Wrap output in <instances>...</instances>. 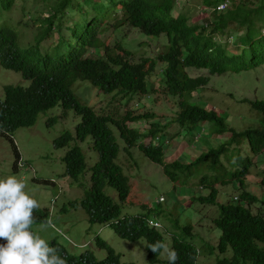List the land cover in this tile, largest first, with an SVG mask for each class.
Here are the masks:
<instances>
[{"label":"trees","instance_id":"16d2710c","mask_svg":"<svg viewBox=\"0 0 264 264\" xmlns=\"http://www.w3.org/2000/svg\"><path fill=\"white\" fill-rule=\"evenodd\" d=\"M43 1L48 15L25 6L20 8L16 0H0V66L20 73L28 81L27 85L5 86L4 95L0 97V134L11 143L14 164L22 162L14 139L18 129L34 126L40 114L57 106L64 112L72 110L79 118L74 133L62 134L55 141V147L66 148L74 139L77 142L91 139L98 159L86 168L83 153L77 146L69 148L64 156L66 174L74 180L82 174L80 185L84 184L82 180L89 170V187L80 200L71 201V207L80 206L89 222L112 227L123 240H143L148 264H169L168 260L160 262L161 252H151L150 246L157 241L171 242V247L179 254L176 264H198L199 247L187 239L176 238L166 222L149 217L151 208L143 205L147 210L145 214L122 216V204L130 195L131 184L117 162L120 146L110 127L113 124L126 144L125 150L136 147L148 160L160 165L172 183L187 179L192 173L198 177L199 171L201 185L211 190L207 195L193 197L195 200L216 204L217 185L234 183L238 195L219 205L220 214L213 221L221 232L218 252L225 255L215 264H264V214L253 212L257 203L264 206V195L260 197L248 190L246 181L264 152V99L243 100L259 113L260 121L258 129L242 133L230 129L226 119L215 110L202 107L194 100V94L205 90L213 76L240 74L264 66V0H202L208 17L201 24L194 20L189 7L175 14L181 0H108L106 4L91 0L93 6L88 10H81L77 0ZM226 1V8L220 9V4ZM36 4L30 7L33 9ZM14 7V11L19 9L22 13L18 30L14 24H6L1 19L8 11L5 15L13 20ZM81 12V18L73 22ZM27 13L29 16L25 17ZM35 24L38 27L33 29ZM126 24L147 37H165V51L155 58L133 63L123 45L118 43L111 48L102 40L106 27L118 29ZM29 35L32 42L24 44L22 37ZM46 41L50 42L49 49L43 52L41 45ZM26 45L33 46L31 53L21 49ZM157 63L164 66L158 72L160 93L179 99L178 111L167 119L165 126L151 121L155 115L147 112L136 115L129 111L120 119L105 111L99 113L82 103L73 92L77 82H89L103 94L111 95V101H141L148 94L147 78ZM191 70L207 71L208 75L193 77ZM142 122L149 129L140 132L138 126ZM172 123L178 129L176 135L165 137L169 143L182 133L203 130L207 123L216 126L212 138L226 140L190 160L181 156L168 161L161 140ZM233 145L236 154L230 153ZM247 149L249 153L244 155ZM35 180L53 183L50 179ZM261 184L264 185V174ZM107 185L116 190L119 202L106 192ZM160 197L157 204L165 200ZM35 217L34 226H40L51 217V209L39 207ZM182 230L185 236L193 237V226ZM96 243L107 251L103 260L89 251L73 255L57 240L49 241L67 264H135L122 263L121 256L100 237ZM230 250L232 257L225 258Z\"/></svg>","mask_w":264,"mask_h":264},{"label":"rangeland","instance_id":"374dc122","mask_svg":"<svg viewBox=\"0 0 264 264\" xmlns=\"http://www.w3.org/2000/svg\"><path fill=\"white\" fill-rule=\"evenodd\" d=\"M34 1L37 6L32 9L30 6L35 5ZM16 2L20 8L25 6L28 10L48 15L45 11L48 8L43 0H28V2L16 0ZM100 2L106 4L108 0H100ZM77 3L80 4L81 10H88L93 6L91 0H77ZM185 7L192 9V16L197 23H203L208 17L202 0H181L174 10L175 14L183 11ZM225 8L226 6L222 9ZM15 9L16 7L11 10L13 15L9 13L13 20L9 18V15H5L8 11H5V17L1 19L6 24H14L18 30L22 25L18 23L22 13L19 12V9L18 12L14 11ZM82 14L81 12L74 17L73 22L79 20ZM27 16H29L28 13L25 17ZM37 27L38 24L32 26L33 29ZM26 31L29 29L26 28ZM101 38L107 41L111 48H115L118 43L123 45L130 52L129 59L133 63L139 62L143 58H155L165 51L167 43L163 36L160 38L147 37L128 24L118 29L112 26L106 27L105 34ZM22 40L26 44L32 42L33 38L31 35L23 36ZM233 41L232 39L231 43ZM49 45V41L44 42L41 45L42 51H47ZM21 49L25 53H31L33 46L26 45V48ZM163 67L162 64L157 63L155 69L148 76V94L141 101L135 100L129 103L124 99L111 101V95L103 94L98 87L89 82H77L73 87V92L82 103L94 108L99 113L105 111L120 119L129 111L136 115L147 112L155 115L154 118H150L151 121L165 126L169 122L167 119L173 118L178 111L179 99L161 94L158 72ZM190 73L193 77L208 75L207 71L191 70ZM20 83L27 85L28 81L24 80L20 73L0 66V97L4 95L5 86ZM194 97L199 105L207 109L211 108L224 117L230 129L238 133L249 129H258L259 113L253 110L249 104L243 103V100L264 99V66L240 74L228 73L222 76H213L208 87L201 90L200 93H195ZM78 121L79 118L74 115L72 110L68 109L64 112L61 106H57L40 114L34 126L18 129L14 133V139L24 166L20 164L17 169L13 166L15 157L11 143L0 134V178L7 175L22 177L29 190L35 193L40 207L52 209L51 219L55 228L47 227L40 231V235L48 241L57 240L73 255L89 251L98 260H103L107 256V251L98 247L96 240L97 237H100L121 256L122 263L148 264L143 240L135 242L123 240L117 236L112 227L89 222L87 214L80 206L71 207V201L80 200L89 187V170L82 180L84 184L80 185L82 174L78 180L70 178L65 172L64 156L69 148L77 146L83 153L86 168L91 167L98 159V154L92 148L91 139L84 142H77L74 139L66 148L55 147V141L62 134L65 132L74 133V126ZM110 127L120 146L117 162L124 168L131 184L130 195L127 201L122 204V216L145 214L147 210L143 209V205H146L147 208H151L148 211L149 217H156L166 222L170 226V230L175 233L176 238L187 239L199 247L201 254L198 264H215L219 259H222L225 255H221L217 249L221 232L213 221L220 214L219 205L238 195L235 184L217 185L218 202L216 204L203 203L199 198L195 200L193 197L207 195L211 190L210 187L201 185L199 171L198 177L192 173L187 179H178V182L172 183L163 173L162 167L148 160L136 147L131 151H126V144L120 138L118 130L113 124ZM146 129H149V126L145 122L138 126L140 132ZM177 129L178 126L172 123L161 140L164 150L166 149L165 160L171 161L181 156L184 160H190L202 154L204 150L207 151L211 147L223 144L226 140V138L220 140L212 138L211 135L216 132V126L207 123L202 127L203 130L182 133L171 140L172 142L166 141L165 137L176 135ZM244 145L246 148L248 147L247 141H244ZM235 147V145L231 147V154L237 153ZM248 153V149L243 151L244 155ZM263 163L264 152L260 154L259 163L252 167L251 173L246 178L247 189L260 197L264 195V185L261 184L264 174ZM36 177L41 180L50 179L53 183L39 182L35 180ZM105 190L119 202L117 192L112 186L107 185ZM159 196H161L160 199L163 196L165 200L157 204ZM259 211L264 214V206L257 203L253 207V212ZM185 226H193V237L185 236L182 230ZM34 229L39 230V226H34ZM168 245L171 247V242ZM232 255L230 250L225 258H231ZM167 260V257L161 252L160 262L164 263Z\"/></svg>","mask_w":264,"mask_h":264},{"label":"clouds","instance_id":"9594fccd","mask_svg":"<svg viewBox=\"0 0 264 264\" xmlns=\"http://www.w3.org/2000/svg\"><path fill=\"white\" fill-rule=\"evenodd\" d=\"M20 164L24 166L23 162L13 166L17 169ZM39 207L35 193L29 190L22 177L0 178V241H3L0 243V264H67L59 250L40 235L47 227L55 228L51 217L39 226V230L33 229ZM150 250L162 252L169 264H176L179 258L174 248L161 241L151 245Z\"/></svg>","mask_w":264,"mask_h":264},{"label":"built area","instance_id":"2783aa9c","mask_svg":"<svg viewBox=\"0 0 264 264\" xmlns=\"http://www.w3.org/2000/svg\"><path fill=\"white\" fill-rule=\"evenodd\" d=\"M227 5H228V1L224 2L223 4H220L219 8L222 9Z\"/></svg>","mask_w":264,"mask_h":264}]
</instances>
